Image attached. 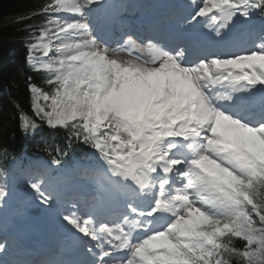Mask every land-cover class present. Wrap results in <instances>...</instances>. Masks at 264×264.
I'll return each instance as SVG.
<instances>
[{
  "label": "rangeland",
  "instance_id": "374dc122",
  "mask_svg": "<svg viewBox=\"0 0 264 264\" xmlns=\"http://www.w3.org/2000/svg\"><path fill=\"white\" fill-rule=\"evenodd\" d=\"M192 1L194 0H179L182 8L186 11L191 9ZM56 5L57 11L53 15L55 18L50 21L51 27L42 32L37 39L36 45L31 46L27 50L29 58L27 61L29 64L39 62L38 59H31V57L36 56L35 53L32 54L33 52L41 50L40 52H36L39 53L40 58L46 55L48 56V60H52L53 63L58 64L57 62L60 61L59 64L62 62L61 65H63L61 72L45 71L42 68L32 67L36 70L48 72L49 74H56V78L52 80V82L54 81V89L50 95L34 88L30 89L31 110L36 122H43L46 127L51 129H61L79 120L83 124L95 128L104 124L110 118H114L122 121L117 126L122 129L126 127L125 121L129 117L132 119L137 118V121L141 122L142 127L146 131L154 132L158 128V131L164 135H168L170 129H175V137L182 139V141L185 140L187 143L186 150L189 152L190 143L193 140L191 139L193 138V133L191 130H188L191 119H193L189 107L192 102L195 103L197 107L194 113L197 117L201 118V112L198 108L199 102L201 101L204 105L202 108L206 110L210 122H212V119L215 122L212 124L213 128L209 129L210 138H208V141L200 144L202 155L198 159L196 158L197 166L192 171L196 175L199 174L202 178L196 183L192 179V183L184 186L186 188L184 193L181 191L184 187H176V190H179L178 193H181V195H173L176 202L183 204L182 210L184 209V212L186 211L192 215V218L189 217L190 221L186 228L179 226L177 228L181 231L180 233H184V230L190 228L194 229V233L195 231L198 233L206 232L211 236H226L232 234L234 238L246 244L244 256L249 263L264 264V226L262 218L256 212L240 211L235 199L231 197L226 198L221 191L222 189L214 186L218 182L225 190L224 182L231 178L235 180L234 182L237 181L250 186L252 177H248L253 175L257 170H264V151L262 149L264 147V126L247 127L240 124L235 118L218 116L215 112L212 99H204V96L197 91L195 80L198 78L190 74L187 69H182L175 62L171 61L172 65L169 66L168 62L171 59L170 57H168L169 59H165V57L160 55L154 56L152 58V64L146 66L153 69L156 68L157 74H153L152 77H146L135 72L134 66L127 60L131 56L119 51L118 47H101L97 43V46H95L88 33L84 31L85 24H87L83 19L86 9L85 0H57ZM87 5H91V3H87ZM211 6L213 4H209L207 10ZM214 6H216V3H214ZM201 11L203 12L204 10L200 8L199 12ZM225 11L229 13V18L233 21H236V18L243 19V22H236L240 28H245V25L247 26L253 17L251 10L245 13L243 9H236L235 6H226ZM205 19L201 22V26L203 24L205 26L200 31L207 28L216 35L217 31L207 26L204 23L206 21ZM209 20L215 21L219 30L216 36H218V40H223L222 35L228 26L223 21L225 18L217 17L215 20L213 17ZM258 21L263 23L258 22L252 26L264 24V21ZM193 24L196 25L198 23L193 22ZM188 25L192 26V24ZM192 29L199 30L193 27L190 30ZM73 30H80L83 37L78 38L77 35H72ZM259 31L260 33L254 44V48L242 52L244 54L240 52L238 54L239 56L236 57L214 58L209 61L199 62L200 66L197 70L204 73L200 75V81L206 80L210 73V75L216 73L223 75L224 70L232 67V71L237 69L236 73L243 74L247 77L248 85L256 89L257 94L253 97V101H264V79H262V75H264V26H261ZM84 36H86L85 39ZM41 45H44V47L37 50L33 48L34 46ZM57 47L61 48V54L59 51H52L53 49H58ZM218 47L224 48L225 46ZM78 50H85V55L87 54L89 56V59L84 64H81V61L78 64H72V58L74 57L72 52H77ZM66 58H70L68 59L69 61ZM96 61L98 63H95ZM183 90L187 96L184 97L185 99L182 97ZM189 90L192 91L191 95L187 93ZM219 96L225 97V94L221 92ZM36 132V128H32L30 136ZM164 152L165 147L163 145L159 146L157 158L160 159V155L161 157L170 155L167 151ZM169 159L171 163L176 162L171 157ZM235 159L237 164L234 163ZM32 165L36 166L40 173L52 171V168L43 162L24 165L27 166L26 169L20 171V164L13 162L10 165V169L3 174V176L8 175L11 179H16L17 183L14 186L26 187L31 192L23 198H18V195L13 193V191L8 192L3 187V184L10 183L11 179L8 183L0 181L1 221L9 219L6 212L3 211V208L6 207L4 204L6 203L5 201L20 202L22 200L24 201V199L27 201L33 197L34 192L39 191L37 182L35 181L37 177L30 180H24V177L19 179L21 174L32 171L30 169ZM160 165L161 162L156 160L155 166ZM82 172L85 173L86 170ZM40 180L49 181L48 179L42 178ZM65 186H69V184ZM202 187H207V190L203 192L200 189ZM198 193H204L206 199L201 201L196 196ZM191 196L200 202L201 205L195 206V203L192 202L195 200ZM235 197L236 195L234 194ZM47 201H50L56 207L51 197H46V204L51 207L52 205ZM177 205L179 206L178 203ZM183 215L182 212L179 218H182ZM16 216L11 219L14 225H19L26 221L20 215ZM30 225H33V223L30 222ZM33 226L36 227L37 225L34 224ZM174 227L175 224L172 223L166 227L164 232L158 233L156 237H148L140 242L143 252L141 253L142 258L139 264H147L144 260L152 261V264L187 263L190 259V254L186 256L181 250V237L178 236L179 232L176 230L171 234L168 233ZM150 246L158 247V250ZM193 248L198 249L195 245H193Z\"/></svg>",
  "mask_w": 264,
  "mask_h": 264
},
{
  "label": "trees",
  "instance_id": "16d2710c",
  "mask_svg": "<svg viewBox=\"0 0 264 264\" xmlns=\"http://www.w3.org/2000/svg\"><path fill=\"white\" fill-rule=\"evenodd\" d=\"M248 2L255 17H264V0ZM54 3L55 0H0V170L23 151L62 168L74 160L86 159L87 152L92 151L97 154L92 156V162L107 170L136 164L128 171L142 172L137 162L142 165L151 157L158 138L148 139L136 127L132 133L121 131L117 127L120 119L110 118L95 129L80 123L49 129L43 122H36L29 87L50 95L54 84L45 72L27 67L26 45L48 26V12L56 10ZM32 128L39 131L29 137ZM224 183L226 192L240 198L246 196L251 208L264 219V172L254 173L250 186L232 180ZM218 241L222 249L215 251L212 260L199 264H248L243 256V242L231 235ZM219 258L223 263L216 262Z\"/></svg>",
  "mask_w": 264,
  "mask_h": 264
},
{
  "label": "bare ground",
  "instance_id": "6f19581e",
  "mask_svg": "<svg viewBox=\"0 0 264 264\" xmlns=\"http://www.w3.org/2000/svg\"><path fill=\"white\" fill-rule=\"evenodd\" d=\"M209 0H202V6H201V9H203L204 11H206L209 6ZM127 4V1L124 2V5ZM142 5V4H141ZM92 5H89V7H91ZM143 7L139 9V11H142V10H145L147 9V6L146 4H143L142 5ZM171 7V6H170ZM174 8H176L177 6H173ZM213 6L209 7V8H212ZM172 8V10L174 9ZM225 7H216L214 9V11L216 12V17L218 16H223V15H226L227 12L225 11ZM103 12H105L106 14H108V16L111 15L112 13V10L108 9L107 7H104L103 9ZM171 10V8H170ZM200 10V9H199ZM210 10V9H209ZM207 10V11H209ZM80 11V10H79ZM174 11V10H173ZM172 11V12H173ZM182 11V10H180ZM171 12V13H172ZM183 12V11H182ZM202 12V11H201ZM201 12L197 11V15L200 16ZM162 13V12H161ZM83 14V13H82ZM166 14L164 13L163 14V17H165ZM195 16V17H194ZM208 16V15H206ZM206 16H201L199 18H196V15H193L191 19L194 18L193 22L194 23H198L197 25V29L199 30H195V29H192L190 30V32L186 31L184 29V27H180L176 24H173L172 25V30L173 31V38L174 39H171L172 43L171 44H176L177 42H180V43H183V44H186V43H194L195 45H197V48H195L194 50L190 51V53H186V51H183V53L185 54L186 56V59H189V60H193V58L197 57L198 54H200L201 52H205L207 53L208 56H212L216 53H221V55L223 56H226L227 54H232L233 52L235 51H238L240 50L241 48L239 46H243L245 45L244 47H246V43L245 41L247 42L248 41V35L244 36L240 42H235L236 44H232V46H228L226 44H223L225 47L224 48H221V47H218L219 45L218 44H213L211 45L209 48L207 49H204L205 45H208V44H212V40L215 38L216 35H214L209 29L205 28L204 30L200 31L201 29H203L202 27L205 26V24H203V26H201V22L205 19ZM159 17V15H155V18ZM219 17V18H220ZM176 18V17H175ZM84 19V18H83ZM144 18H140V20L142 21ZM227 20V22L229 23V27L225 29V32L223 33V40L226 42V43H229V38L235 34L238 30H241V29H244V28H240L237 26V23L236 21H233L231 20L230 18H225ZM65 20V19H64ZM66 21V20H65ZM103 21V19H101L99 22L101 23ZM259 23H263V22H259ZM66 24V23H65ZM75 24V23H74ZM78 24H81V23H78ZM165 25V31L163 32V34L161 35V40L159 43H163L165 45L168 44V38L169 36L164 34V33H168L170 32V30H167L169 27L167 25V23H164ZM71 26V25H70ZM83 26V25H81ZM261 26H264L263 25H258V26H252L249 28V31H253V35L256 34V31L260 29ZM67 27V26H65ZM74 27V26H73ZM77 27V26H76ZM79 29V28H78ZM74 32L72 33V35H77L78 38H81L83 37L82 36V32L80 30H73ZM196 31V32H195ZM248 31V30H247ZM81 32V34H80ZM193 32V33H192ZM195 32V33H194ZM200 34V36H199ZM153 36L155 37H158L159 35L157 33H154ZM58 37V36H57ZM86 36H84V39H85ZM61 39V38H60ZM66 39V38H65ZM74 39V38H72ZM62 40V39H61ZM81 40V39H80ZM75 42V41H74ZM83 42V41H82ZM81 42V43H82ZM80 43V44H81ZM95 46L96 43H94ZM33 46V45H32ZM49 46V45H48ZM44 47V45H41V46H34L33 48L35 50L37 49H40ZM79 47V46H78ZM55 48V47H54ZM58 48V47H57ZM236 48V49H235ZM233 50V51H232ZM30 51V50H29ZM39 51V50H38ZM38 51H35L33 53H36ZM59 51V53L61 54V48H58V49H53V52H57ZM45 52V51H44ZM70 53V52H69ZM57 54V53H56ZM72 54L74 55V57L72 58L73 61L75 60H79L81 61V64H84L88 59H89V56L86 54L85 55V50H78L77 52H72ZM102 57V56H101ZM68 59L70 58H66V60L68 61ZM93 59V58H92ZM99 59V58H98ZM159 59V58H158ZM169 59V58H168ZM210 59H212V57H210ZM127 60H129L128 62L134 66L133 68L135 69V72L139 73V74H142V75H145L146 77L147 76H150L152 77L153 74H157L156 72V68L153 69V68H149L148 66L144 65V64H141L139 63L138 61H136L134 58H127ZM39 62L37 63H33V64H30L31 66L35 67V68H42V69H45V70H63V65H61V63L59 64L60 61H58L57 63L58 64H55L52 62V60H50L49 62L46 61L45 59L44 60H40L38 59ZM64 61V60H63ZM66 61V62H67ZM99 61V60H98ZM165 61V60H164ZM168 62V61H167ZM95 63H98L97 61ZM73 64V63H72ZM158 64V63H157ZM166 64V63H165ZM168 65L171 66L172 63H171V59L169 60L168 62ZM51 66V67H49ZM65 67H66V64H65ZM198 66H196L197 68ZM66 69V68H65ZM153 69V70H151ZM232 67L230 68H227L226 70L223 71V76L224 78H228V80H226V84L223 85L225 87V90H224V94H225V99H223V102H221L220 104H214V108L215 109H222L224 110V108H229L230 107V103L231 101L233 100H238V97H239V94L240 93H243L242 91H238L237 89V93L234 95L233 98L229 90V87H228V84H232L233 85V78H242L244 75L243 74H238L236 73V70L235 71H232ZM160 72V71H159ZM176 72H178V70H176ZM210 77H214L215 80L213 82V84L215 86H219L220 84L218 83L217 84V80L216 78L218 77V73L216 74H212V75H209ZM182 79V78H181ZM161 84V83H160ZM217 84V85H216ZM157 86V85H156ZM197 88L200 87L198 84H196ZM158 88V87H157ZM204 88V87H202ZM160 90V89H159ZM184 91V90H183ZM183 93V92H182ZM190 95L192 94V91L189 90L188 92ZM212 95V94H211ZM206 96H210V95H206ZM204 99H207L206 97H204ZM183 102V101H182ZM193 108L196 109L197 106H194V105H191ZM203 103L200 101L199 102V105H198V108L201 112V117L202 119H204V117L207 116V113H206V110H204V108H202ZM225 106V107H224ZM238 120V119H237ZM240 124H243L247 127H249V125H247L246 123H244L243 121H240L238 120ZM214 122V119H212V122H211V128H213L212 124ZM204 124V121H201V119L199 117H197V122L195 123L196 126H203ZM189 130V129H188ZM193 139V138H191ZM185 141V140H184ZM263 151H264V147L262 148ZM181 177V176H180ZM10 185V183L8 184V186ZM3 189V188H2ZM69 192H71L72 190L69 189L68 190ZM30 194V193H29ZM33 196V195H32ZM64 196V195H63ZM62 196V197H63ZM11 199V198H10ZM23 201V200H22ZM25 201V199H24ZM14 202V201H13ZM21 202V201H20ZM19 201L14 203L10 208L9 206H6L5 208H3V211L6 212V214L8 215L9 213L12 212L13 208L16 207L17 209H19L22 214H21V217L24 219V220H27V210L31 209V208H35L36 206H39L42 208V210L46 211V220L47 222L50 224V226H53V228H51L50 230H46V231H42L40 229H37V228H30L29 229V226L27 221L24 223V224H21L20 226L18 227H15L18 231L19 234H21L20 238L16 241L13 240L10 242L7 241V243H10V244H13L12 248L9 250L7 249L4 245H2V243H0V264H8V260H7V257H4V255H7L9 256V253L10 252H14L15 254H19L20 252H23V253H26V252H32L33 250L35 251H40L42 250V244H46V246L43 248V250H48L49 248H51L53 246V243L54 242H62V240H60V234H61V231L58 232L57 234V230L56 228H60L62 227L63 225H65L67 223V220H64V221H59L58 222V218L60 217H63V218H69L70 220H72L76 227H78L79 229L81 230H84L86 225L88 224L87 220H86V216L82 215L81 213H79L78 216H75L73 213L69 212L68 208L69 206H75V203H71V201H68L64 206L62 207H59V208H56L52 205V203L50 201H47L48 203H50L52 206L49 207L47 204H46V201L42 200V199H37L35 197L31 198L28 200L27 203H20ZM85 211V210H84ZM122 212V211H121ZM124 213V212H123ZM17 217V216H15ZM8 221L9 219L5 220V221H1L0 220V229L2 226H6L4 231L6 232V235H10V233L8 231H6V228L8 226ZM31 222V221H29ZM10 225V224H9ZM34 225V224H33ZM32 225V226H33ZM37 227V226H36ZM13 227L10 226V229H12ZM237 228V227H236ZM240 229V228H239ZM68 234L69 235H75L76 232L71 230V231H68ZM35 237V240L34 241H29L28 239L31 238V237ZM52 237V238H51ZM12 242V243H11ZM6 243V242H4ZM34 244V245H32ZM141 249V248H140ZM139 252V250L136 248L135 250V253ZM49 257V256H48ZM48 259V258H47Z\"/></svg>",
  "mask_w": 264,
  "mask_h": 264
},
{
  "label": "water",
  "instance_id": "95a60500",
  "mask_svg": "<svg viewBox=\"0 0 264 264\" xmlns=\"http://www.w3.org/2000/svg\"><path fill=\"white\" fill-rule=\"evenodd\" d=\"M31 214H35V213L31 212Z\"/></svg>",
  "mask_w": 264,
  "mask_h": 264
}]
</instances>
